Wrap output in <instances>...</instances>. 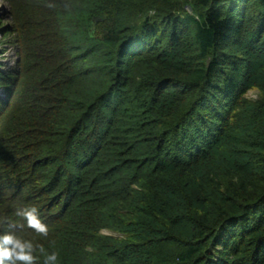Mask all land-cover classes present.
<instances>
[{
  "label": "trees",
  "instance_id": "16d2710c",
  "mask_svg": "<svg viewBox=\"0 0 264 264\" xmlns=\"http://www.w3.org/2000/svg\"><path fill=\"white\" fill-rule=\"evenodd\" d=\"M56 3L0 72V231L35 206L58 264H264V0Z\"/></svg>",
  "mask_w": 264,
  "mask_h": 264
},
{
  "label": "rangeland",
  "instance_id": "374dc122",
  "mask_svg": "<svg viewBox=\"0 0 264 264\" xmlns=\"http://www.w3.org/2000/svg\"><path fill=\"white\" fill-rule=\"evenodd\" d=\"M71 5L72 1H69L68 4L64 2L63 7H67L63 14L64 17L68 15V7ZM60 10V3H56V0H0V72L10 77H16L17 70L21 68L26 54V41L29 42V39L34 36L30 34L29 30L35 29L38 18L46 17L54 22V15L57 16L61 12ZM25 22L28 23L24 24ZM93 22V27L88 30V33L96 34L95 23L97 20ZM49 25H51V29L53 27V30L57 27L53 23H49ZM82 32L83 30H78V32L66 31L65 35L75 39L76 42H80L83 38ZM99 36L102 37L100 32ZM1 85L4 86L3 82ZM21 95L16 88L12 100L17 98L20 103ZM3 96L4 93L0 90V98L2 99ZM246 98L251 101H259L261 94L258 90L252 89L247 93ZM30 118H32V115H30ZM40 120L45 123V120ZM102 233L116 235V233L107 230H103Z\"/></svg>",
  "mask_w": 264,
  "mask_h": 264
},
{
  "label": "clouds",
  "instance_id": "9594fccd",
  "mask_svg": "<svg viewBox=\"0 0 264 264\" xmlns=\"http://www.w3.org/2000/svg\"><path fill=\"white\" fill-rule=\"evenodd\" d=\"M0 88L4 93L3 98H0V101L4 103L0 105L1 115L7 106L8 99L5 89L2 86ZM15 215L20 219L16 222H6L9 230L0 231V264H38L41 256L43 264H58L57 251H48L42 244L34 243L31 239H24L18 234L27 228L37 236L48 237L49 227L41 219L38 208L35 206L18 208Z\"/></svg>",
  "mask_w": 264,
  "mask_h": 264
}]
</instances>
